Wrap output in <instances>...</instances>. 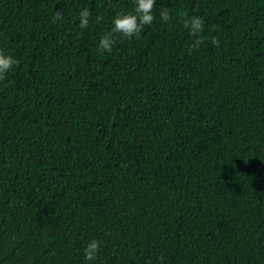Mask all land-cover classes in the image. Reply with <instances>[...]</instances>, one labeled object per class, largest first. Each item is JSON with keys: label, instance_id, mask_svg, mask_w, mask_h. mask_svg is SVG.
<instances>
[{"label": "trees", "instance_id": "16d2710c", "mask_svg": "<svg viewBox=\"0 0 264 264\" xmlns=\"http://www.w3.org/2000/svg\"><path fill=\"white\" fill-rule=\"evenodd\" d=\"M132 9L0 0V264H84L92 239L98 264H264V0H156L98 51Z\"/></svg>", "mask_w": 264, "mask_h": 264}, {"label": "clouds", "instance_id": "9594fccd", "mask_svg": "<svg viewBox=\"0 0 264 264\" xmlns=\"http://www.w3.org/2000/svg\"><path fill=\"white\" fill-rule=\"evenodd\" d=\"M156 0H133V9L131 11L117 12L111 17V28L106 34L100 36L97 44L98 51L110 52L114 46L115 36L131 40L136 37L142 28L150 27L154 23V6ZM90 12L88 8L80 9L78 13V24L80 28H86L90 23ZM97 21L101 17H96ZM159 20L162 23L169 21V14L162 11L159 14ZM183 23L189 32L195 38L194 43L198 45L202 39L203 20L198 16L186 18ZM215 37L212 41L215 42ZM16 63L15 57L0 51V77H3ZM101 251V243L92 239L86 243L83 248L84 264H98V258Z\"/></svg>", "mask_w": 264, "mask_h": 264}]
</instances>
